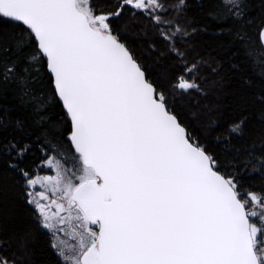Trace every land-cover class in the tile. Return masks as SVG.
I'll list each match as a JSON object with an SVG mask.
<instances>
[{"label": "snow or ice", "instance_id": "obj_1", "mask_svg": "<svg viewBox=\"0 0 264 264\" xmlns=\"http://www.w3.org/2000/svg\"><path fill=\"white\" fill-rule=\"evenodd\" d=\"M0 264H264V0H0Z\"/></svg>", "mask_w": 264, "mask_h": 264}, {"label": "trees", "instance_id": "obj_2", "mask_svg": "<svg viewBox=\"0 0 264 264\" xmlns=\"http://www.w3.org/2000/svg\"><path fill=\"white\" fill-rule=\"evenodd\" d=\"M227 91V90H226ZM227 100H228V97L227 96H225V95H222V99H221V101H220V103H227Z\"/></svg>", "mask_w": 264, "mask_h": 264}]
</instances>
